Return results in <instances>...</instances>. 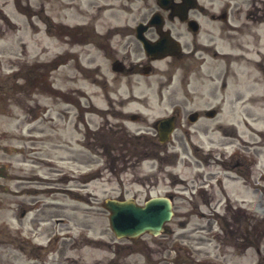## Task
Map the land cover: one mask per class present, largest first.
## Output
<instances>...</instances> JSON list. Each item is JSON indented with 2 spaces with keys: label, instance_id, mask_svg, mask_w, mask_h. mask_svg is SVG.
<instances>
[{
  "label": "rangeland",
  "instance_id": "1",
  "mask_svg": "<svg viewBox=\"0 0 264 264\" xmlns=\"http://www.w3.org/2000/svg\"><path fill=\"white\" fill-rule=\"evenodd\" d=\"M197 1L209 11L237 3L245 8V22L248 9L257 8L258 14L264 10V0ZM156 8V0H0V264H264V221L259 220L264 214L256 211L264 212V159L253 155L254 147L249 152L255 160L251 180L237 178L240 181H230L223 192L215 181H208L205 191L198 188L207 181V172L211 177L223 173L212 157L216 152L237 150L245 157L244 141L257 140V103H245V124L240 117L244 107L221 106L229 115L225 121L234 125L231 137L172 138L162 160L140 159L143 152L135 159L110 149L129 138L109 132L96 139L92 135L91 129L105 117L115 121L104 90L86 83L77 72L72 82L66 65L53 69L62 25L92 23L93 18L105 28L124 25ZM236 36L232 68L234 82L241 83L244 71L250 79L256 75L252 72L264 24L246 22L245 36ZM240 43H245V59L236 56L244 50ZM226 46L223 41L218 51L225 52ZM95 63L104 68L102 59ZM173 81L176 84L177 77ZM193 88L194 99L200 98L201 89ZM173 91L169 97L178 100L182 91L178 85ZM108 93L113 98L129 95L124 88L111 87ZM87 98L92 104L84 120L91 122L85 131L74 105H86ZM137 106L129 103L125 110ZM250 109L255 119L248 117ZM82 112L80 108L78 115ZM133 143L126 146L139 152L145 148L143 142ZM97 144L108 153L93 150ZM195 145L201 150L192 148ZM205 153H211L212 160L208 166L203 161L201 179L197 158ZM151 172L157 176L155 186L148 182ZM242 174L245 178V167ZM172 175L187 182L184 192L169 184L177 180ZM165 193L174 195L171 233L144 234L136 240L112 233L104 198L134 196L143 202ZM207 197H212L210 203ZM245 212L249 218L242 221Z\"/></svg>",
  "mask_w": 264,
  "mask_h": 264
},
{
  "label": "flooded vegetation",
  "instance_id": "2",
  "mask_svg": "<svg viewBox=\"0 0 264 264\" xmlns=\"http://www.w3.org/2000/svg\"><path fill=\"white\" fill-rule=\"evenodd\" d=\"M171 4L175 7V4L182 5L183 1L172 0ZM155 12L159 15L152 19L151 16ZM97 20L100 19L93 18L92 23L87 21L62 25L61 30L59 28L61 37L58 44L61 49L52 58L53 69L66 65L72 82L75 81L73 72H77L86 83L103 89L108 105L114 108V122H108L105 117L104 122L91 129L95 139L104 136L106 132L113 135L120 133L119 136L126 138H148L150 144L147 152L150 157L153 160H162L164 157H161V154L168 150L170 140L160 142L159 138L166 135V132L161 131L170 129V139L202 136L228 138L233 135L234 128L231 123L225 121L229 115L221 106L226 103L241 105L244 109L240 117L245 121V103L249 106L257 103V117L260 121L258 138L256 141H244L245 157L239 152H216L213 156L211 153H205V157L197 158L201 179L203 161L208 166L213 157L218 160L213 161L226 172L236 170L242 174L245 167V181L251 180L255 162L249 155L250 147H254V156L264 159V41L260 42L261 47L257 49L258 59L252 72L256 75L250 79L249 72L244 71L241 83L234 82L233 45L237 39L236 35L245 36L246 22L264 24V10L258 14L257 8L254 12L248 9L245 22V8L237 3L226 2L216 11H209L197 3L195 8L184 10L182 16H178L172 8L157 7L149 16L124 25L105 28V23H98ZM161 32L166 33L165 40H161ZM223 41L228 50L219 52L218 47H222ZM145 43L151 48L162 50L147 49ZM240 45L244 50L236 56L245 59V43ZM97 58L102 59L103 69L99 63H95ZM153 77L156 82H153ZM176 77L175 84L173 80ZM192 81L199 90L201 89L200 98L193 97L195 85H192ZM175 85L182 91L178 100L173 96L169 97L174 94ZM111 87L114 90L124 88L129 91V95L110 97L108 92ZM168 89L169 93L166 92ZM136 90L141 96L134 94L133 91ZM153 94L157 97H152ZM165 94L167 96L163 98ZM86 101V105L80 102L74 105L85 131L90 129L91 120H84V112H87L88 106L92 104L89 98ZM129 103H136L138 106L135 110H125ZM192 105L199 107L189 109L188 106ZM80 108H83V112L78 115ZM251 111L247 110L248 117L255 119ZM153 112H157L155 116H152ZM135 122L142 124L134 127L128 125ZM192 148L201 150L198 145ZM92 149L108 153L101 144ZM110 149L120 152L132 150L127 146H114ZM209 174L211 172L206 173L205 180L217 183L222 181L220 177H215L217 173L214 177ZM260 177L264 179V173ZM182 181L177 179L169 184L180 185L184 191L187 182L182 184ZM148 182L150 186L158 184L155 172L150 173ZM168 195L174 197L170 193Z\"/></svg>",
  "mask_w": 264,
  "mask_h": 264
},
{
  "label": "water",
  "instance_id": "3",
  "mask_svg": "<svg viewBox=\"0 0 264 264\" xmlns=\"http://www.w3.org/2000/svg\"><path fill=\"white\" fill-rule=\"evenodd\" d=\"M163 5L165 0H158ZM103 206L109 211V224L117 237L133 238L144 232L153 235L165 230L164 223L169 221L173 211L169 197L153 196L143 205L131 197L125 199L106 198Z\"/></svg>",
  "mask_w": 264,
  "mask_h": 264
},
{
  "label": "clouds",
  "instance_id": "4",
  "mask_svg": "<svg viewBox=\"0 0 264 264\" xmlns=\"http://www.w3.org/2000/svg\"><path fill=\"white\" fill-rule=\"evenodd\" d=\"M256 211H257L258 213H260V214H264V212H260L258 209H256Z\"/></svg>",
  "mask_w": 264,
  "mask_h": 264
}]
</instances>
